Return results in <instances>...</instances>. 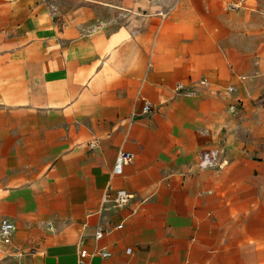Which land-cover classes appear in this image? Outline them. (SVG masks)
<instances>
[{"label": "crops", "instance_id": "0c3cea01", "mask_svg": "<svg viewBox=\"0 0 264 264\" xmlns=\"http://www.w3.org/2000/svg\"><path fill=\"white\" fill-rule=\"evenodd\" d=\"M3 219L0 264H264V0H0Z\"/></svg>", "mask_w": 264, "mask_h": 264}, {"label": "built area", "instance_id": "2783aa9c", "mask_svg": "<svg viewBox=\"0 0 264 264\" xmlns=\"http://www.w3.org/2000/svg\"><path fill=\"white\" fill-rule=\"evenodd\" d=\"M176 92L182 93L186 97H191L196 94L195 91H188L184 89V86L179 84L176 86ZM233 90V89H231ZM153 111V104L146 101L141 109V114H150ZM135 115V114H134ZM199 164L203 168L218 167L223 168L224 162L219 161V157L212 151H202L199 154ZM134 155L130 152L121 151L119 152L114 168L113 175L119 176L123 174L124 167L132 162ZM133 198L132 193L125 189L117 190L115 193H111V187H108L101 200V212L110 209H123L129 205ZM122 224L116 228H122ZM15 225L7 219H3L0 223V242L4 246H11L13 241V235L15 232ZM108 234L107 230L97 228L94 234V240L96 242L101 241ZM0 253H6L4 249H0ZM107 258L111 256L110 251L106 248L89 250L86 247H82L78 252V264H92V260L95 257Z\"/></svg>", "mask_w": 264, "mask_h": 264}, {"label": "rangeland", "instance_id": "374dc122", "mask_svg": "<svg viewBox=\"0 0 264 264\" xmlns=\"http://www.w3.org/2000/svg\"><path fill=\"white\" fill-rule=\"evenodd\" d=\"M19 262L17 261V260H15V259H13V260H11V261H7V262H5V263H3V264H18Z\"/></svg>", "mask_w": 264, "mask_h": 264}]
</instances>
